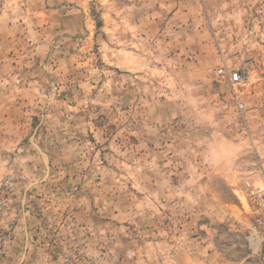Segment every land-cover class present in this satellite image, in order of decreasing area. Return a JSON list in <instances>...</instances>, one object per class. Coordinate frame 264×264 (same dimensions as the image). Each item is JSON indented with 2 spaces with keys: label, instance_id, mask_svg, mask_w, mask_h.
Instances as JSON below:
<instances>
[{
  "label": "rangeland",
  "instance_id": "rangeland-1",
  "mask_svg": "<svg viewBox=\"0 0 264 264\" xmlns=\"http://www.w3.org/2000/svg\"><path fill=\"white\" fill-rule=\"evenodd\" d=\"M261 184L264 0H0V264H264Z\"/></svg>",
  "mask_w": 264,
  "mask_h": 264
},
{
  "label": "clouds",
  "instance_id": "clouds-1",
  "mask_svg": "<svg viewBox=\"0 0 264 264\" xmlns=\"http://www.w3.org/2000/svg\"><path fill=\"white\" fill-rule=\"evenodd\" d=\"M220 143L221 141L216 137H210L206 141L201 142L202 155L208 164L213 165L216 163L214 154L219 151Z\"/></svg>",
  "mask_w": 264,
  "mask_h": 264
},
{
  "label": "built area",
  "instance_id": "built-area-1",
  "mask_svg": "<svg viewBox=\"0 0 264 264\" xmlns=\"http://www.w3.org/2000/svg\"><path fill=\"white\" fill-rule=\"evenodd\" d=\"M229 78L231 83L237 84L241 82L243 79L242 74L239 71H231L229 73ZM250 187L252 186L250 183H248ZM251 193L254 197H257L259 199V203L264 206V184L258 185V186H253L251 189ZM255 231L258 230V227L255 225L253 228ZM263 240H264V234H263Z\"/></svg>",
  "mask_w": 264,
  "mask_h": 264
}]
</instances>
